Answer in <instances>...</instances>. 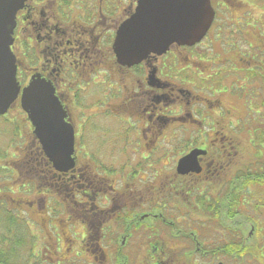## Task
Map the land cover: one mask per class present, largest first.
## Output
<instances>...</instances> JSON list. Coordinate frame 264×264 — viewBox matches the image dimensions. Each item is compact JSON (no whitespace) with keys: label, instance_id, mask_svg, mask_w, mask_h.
Instances as JSON below:
<instances>
[{"label":"flooded vegetation","instance_id":"obj_1","mask_svg":"<svg viewBox=\"0 0 264 264\" xmlns=\"http://www.w3.org/2000/svg\"><path fill=\"white\" fill-rule=\"evenodd\" d=\"M239 2L211 0L199 44L128 66L113 44L138 0H22L11 47L21 90L0 114V264L264 262L244 252L261 244L249 241L256 227L246 237L227 215L231 185L244 180L235 124L264 119L263 50L212 52L224 34L249 35L226 29ZM36 78L56 98L31 120L22 99Z\"/></svg>","mask_w":264,"mask_h":264},{"label":"water","instance_id":"obj_2","mask_svg":"<svg viewBox=\"0 0 264 264\" xmlns=\"http://www.w3.org/2000/svg\"><path fill=\"white\" fill-rule=\"evenodd\" d=\"M19 5H21V0H0V78L3 79L0 114L8 110L11 103L16 100L20 89L16 80L15 56L10 49ZM214 14L215 11L210 0H139L136 12L118 30L114 43L118 61L131 65L140 62L150 52L159 54L166 52L175 42L181 45H194L206 35L214 19ZM190 19H195L194 26L190 27L184 24ZM134 31L145 33L151 37L138 52L126 50L123 41V37ZM35 83L44 85L46 98H54L53 90L44 80L31 81L24 90L22 100L31 120L32 108L38 105L32 103L34 98H31L27 93ZM39 106H45V104ZM195 154L193 152L181 159L178 167L180 171L189 167L190 158ZM192 165L194 166L191 160Z\"/></svg>","mask_w":264,"mask_h":264},{"label":"rangeland","instance_id":"obj_3","mask_svg":"<svg viewBox=\"0 0 264 264\" xmlns=\"http://www.w3.org/2000/svg\"><path fill=\"white\" fill-rule=\"evenodd\" d=\"M245 10H249V14H244ZM229 14L227 15L228 17H230L232 19V22H234V25L231 22H228V24L226 25V29L229 30H234L237 29L236 25L241 26L242 25V30H245L249 33L245 34L244 37L241 33H232L231 36H229L226 39V43H237L239 45L244 46V44H250L252 46V49L250 48H243L244 49V55H250L256 52H260V50L264 51V25H263V21H264V0H243V2H239L237 5L233 6L230 11H228ZM247 17L249 20V25L248 23H246V26H243V22H244V18ZM253 19L255 20V23L253 22ZM261 21V25H259ZM245 25V24H244ZM236 35L239 36L238 38H236ZM225 45V44H224ZM226 46V45H225ZM212 52L216 53V52H220L223 51V46L222 44H220L219 42H214L213 46H212ZM229 47H233L232 45H229ZM240 47V46H239ZM200 51H204L205 50V44L201 45L200 47H198ZM241 48V47H240ZM256 50V51H252V50ZM225 50V48H224ZM231 51H234L233 53H235V55H237V58L242 57V51L237 49L234 50L232 49ZM262 51V52H263ZM260 53L261 55L263 53ZM263 60V61H262ZM262 60L259 62V64L262 65V63H264V58H262ZM206 61H208L207 59L205 60L204 64L206 63ZM244 63V62H242ZM234 85V82L232 83ZM238 84L236 83L235 86H237ZM251 90H256V91H262L263 89L259 86H252L250 87ZM228 101L237 106V110H238V115L240 118H243L244 115L247 114L246 110L244 109V105L243 103L239 104L238 102H234L231 101L230 99H228ZM262 105V104H261ZM261 108V113H260V117L264 116V105L260 107ZM237 125L236 128H234L235 130V134L232 135V137H234V139L239 143V147H240V152L241 155L240 157H238V160H236L237 162H239V164L242 163H246L247 157L249 155V153H251V148L254 147V143L252 142L254 135L256 133V129H258V127L260 129H262L264 127V122L258 120V123L255 121L253 122L252 120H250L249 118L246 119V121H244L243 126L242 127V123L235 124ZM5 138V137H4ZM8 142V139L5 138L3 140L0 141V146H6ZM263 144V143H262ZM264 145V144H263ZM238 149V147H234V151ZM253 149V148H252ZM244 214V213H241ZM262 218H260L261 220ZM2 223V221H1ZM256 227V226H255ZM262 226H258L256 227L255 231H254V237L253 240H251V242H255L258 241L259 243L262 242V240L264 239V236L260 235V232L258 230V228H260ZM264 227V226H263ZM260 236V237H259ZM259 237V238H258ZM262 244V243H261ZM248 251L250 253L253 252V246L249 243L248 245L245 246L244 248V252ZM254 257H249L247 256L246 259H250L252 260ZM246 264H253V262H247Z\"/></svg>","mask_w":264,"mask_h":264},{"label":"trees","instance_id":"obj_4","mask_svg":"<svg viewBox=\"0 0 264 264\" xmlns=\"http://www.w3.org/2000/svg\"><path fill=\"white\" fill-rule=\"evenodd\" d=\"M257 145L251 148L243 173L238 178H243L242 186L231 185L228 197V217L232 216L240 223H231V227L243 225L244 235L248 237V229L251 226H264V127L255 137ZM223 210V207H219ZM231 213H240L232 215ZM244 213V214H241ZM260 218H262L260 220ZM264 235V231H260ZM253 239H249L251 242ZM261 243H264V239ZM254 257L264 259V245L253 247ZM264 264V262H260Z\"/></svg>","mask_w":264,"mask_h":264},{"label":"snow or ice","instance_id":"obj_5","mask_svg":"<svg viewBox=\"0 0 264 264\" xmlns=\"http://www.w3.org/2000/svg\"><path fill=\"white\" fill-rule=\"evenodd\" d=\"M136 19L135 17L133 18ZM196 23L195 19H190L184 22L186 26H194ZM151 37L145 33L141 32H132L125 37H123L124 46L126 50L130 52H138L143 46L148 42ZM3 93V79L0 78V97H2ZM31 98H34L37 105H41L46 101L45 95V87L40 83H35L32 85L30 89H28V93Z\"/></svg>","mask_w":264,"mask_h":264}]
</instances>
